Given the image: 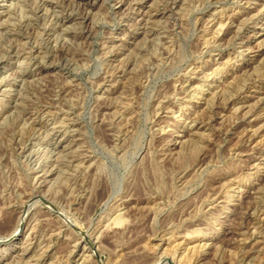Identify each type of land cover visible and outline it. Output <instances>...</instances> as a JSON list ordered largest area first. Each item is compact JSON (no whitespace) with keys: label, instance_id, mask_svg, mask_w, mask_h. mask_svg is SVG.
Instances as JSON below:
<instances>
[{"label":"rangeland","instance_id":"obj_1","mask_svg":"<svg viewBox=\"0 0 264 264\" xmlns=\"http://www.w3.org/2000/svg\"><path fill=\"white\" fill-rule=\"evenodd\" d=\"M118 2L0 0V264H264V0Z\"/></svg>","mask_w":264,"mask_h":264},{"label":"bare ground","instance_id":"obj_2","mask_svg":"<svg viewBox=\"0 0 264 264\" xmlns=\"http://www.w3.org/2000/svg\"><path fill=\"white\" fill-rule=\"evenodd\" d=\"M251 1V0H250ZM45 2V1H44ZM82 2V1H81ZM123 2H125V0H119V2L118 3H123ZM248 2H249V0H248ZM46 3V2H45ZM92 3V2H91ZM176 3V2H175ZM246 4H248L247 2H246ZM44 5V4H43ZM42 5V6H43ZM54 5V4H53ZM47 6V5H46ZM48 7V6H47ZM170 7V6H169ZM46 8V7H45ZM45 8H41L40 7V9H39V12L41 13L42 11H43V9H45ZM37 9H38V7H37ZM47 9V8H46ZM51 9V8H50ZM259 10V9H258ZM44 12H46L45 10H44ZM42 13L41 15H39L40 17L41 16H46V13ZM261 12V11H260ZM240 13H242V12H240ZM247 13V17H248V15H252V13H254V12H252V11H247L246 12ZM258 13V12H257ZM141 14H143V13H141ZM146 14V13H145ZM255 15H257V14H255ZM46 18V17H45ZM55 18V17H54ZM144 19H145V17H143ZM143 18H142V20H143ZM44 18H42V20H43ZM228 19V18H227ZM231 19V18H230ZM229 19V20H230ZM246 20V15H238V16H236L235 18H232L231 19V24H240V25H242V22L243 21H245ZM228 20V21H229ZM249 20H251V19H249ZM153 21V20H152ZM220 21V25H218V26H220V27H222V25H224L225 24V22L223 23V20L222 19H220L219 20ZM227 21V22H228ZM229 23V22H228ZM244 23V22H243ZM247 23V22H246ZM231 24H230V26H231ZM237 25V26H238ZM227 26V25H226ZM235 26V25H234ZM237 26H236V28H237ZM239 27V26H238ZM224 28V27H223ZM222 28V29H223ZM233 28H235V27H233ZM235 28V29H236ZM221 29V28H220ZM231 29V28H230ZM237 30V29H236ZM21 33V32H20ZM235 33H236V31H235ZM226 34V33H225ZM235 36V35H234ZM233 37V36H232ZM231 37V38H232ZM230 39V38H229ZM219 40V39H218ZM229 41V40H228ZM223 42V41H222ZM226 45V44H225ZM243 46V45H242ZM248 47V46H247ZM249 49V48H248ZM243 52V51H242ZM220 71V70H219ZM217 74H219V76H222L221 75V73H219V72H217ZM231 82V81H230ZM182 85V84H181ZM230 86V85H229ZM11 87V86H10ZM229 89V88H228ZM223 92V91H222ZM232 94V93H231ZM214 95V94H213ZM213 98H214V96H213ZM212 101V100H211ZM213 103V102H212ZM121 114V113H120ZM194 121V120H193ZM192 127V126H191ZM32 128V127H31ZM193 128V127H192ZM191 128V129H192ZM190 129V130H191ZM40 131V130H39ZM68 131V130H67ZM42 132V131H41ZM191 133H194V132H192L191 131ZM247 136V135H246ZM185 137V136H184ZM251 137V136H250ZM179 140V139H178ZM187 141V140H186ZM83 162V161H82ZM60 174V173H59ZM60 177V176H59ZM23 211V210H22ZM26 211V210H25ZM22 214V213H21ZM63 216V215H62ZM21 218V217H20ZM65 218V217H64ZM23 219H24V215L22 216V218L19 220V222H18V225H17V227L15 228V230L9 235V239H8V241H7V246H12L13 245V243L17 240V239H19L20 237H21V235H22V226H23ZM68 219V218H67ZM65 220V219H64ZM69 220H70V218H69ZM68 222V221H67ZM69 223H70V221H69ZM2 238V237H1ZM3 239V238H2ZM1 240V239H0ZM89 241V240H88ZM88 241H86V240H81V243L84 245V247H83V249H91V250H93V248H95L94 247V244L92 243V241H91V243H90V241L88 242ZM179 244V243H178ZM158 247V246H157ZM187 251V250H186ZM91 252V251H90ZM185 253V252H184ZM176 257V256H175ZM31 258H32V256H31ZM173 259H175V258H173ZM165 262V261H164ZM50 263V262H49ZM158 263V262H157ZM155 264V263H154ZM166 264V263H165ZM167 264H168V262H167ZM173 264H176V263H173ZM179 264V263H178Z\"/></svg>","mask_w":264,"mask_h":264}]
</instances>
